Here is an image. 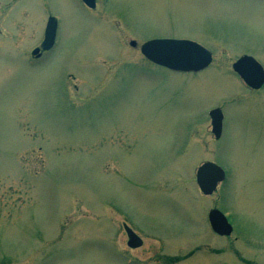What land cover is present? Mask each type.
Segmentation results:
<instances>
[{
  "label": "rangeland",
  "instance_id": "1",
  "mask_svg": "<svg viewBox=\"0 0 264 264\" xmlns=\"http://www.w3.org/2000/svg\"><path fill=\"white\" fill-rule=\"evenodd\" d=\"M50 17L56 47L27 63ZM166 36L211 67L173 74L129 46ZM244 55L264 67V0H0V264H264V87L234 74ZM206 162L227 175L210 197Z\"/></svg>",
  "mask_w": 264,
  "mask_h": 264
},
{
  "label": "water",
  "instance_id": "2",
  "mask_svg": "<svg viewBox=\"0 0 264 264\" xmlns=\"http://www.w3.org/2000/svg\"><path fill=\"white\" fill-rule=\"evenodd\" d=\"M95 1L83 0L90 8L95 7ZM56 31L57 21L51 18L46 29L44 49H50L53 46ZM131 46L135 47L136 44L131 42ZM141 52L152 63L176 72H200L212 62L211 53L207 49L190 41L154 40L144 44ZM233 69L250 88L258 90L264 85V69L253 57L240 58L233 65ZM211 117L214 122V133L219 137L222 122L220 110L212 111ZM224 179L223 169L213 163L203 165L197 172V183L202 193L207 196L212 195ZM209 220L214 232L220 236L231 235L232 227L221 212L213 210ZM124 229L129 239L128 246L132 249L141 247V239L126 225Z\"/></svg>",
  "mask_w": 264,
  "mask_h": 264
},
{
  "label": "flooded vegetation",
  "instance_id": "3",
  "mask_svg": "<svg viewBox=\"0 0 264 264\" xmlns=\"http://www.w3.org/2000/svg\"><path fill=\"white\" fill-rule=\"evenodd\" d=\"M79 1V3L85 8V9H87L88 11H90V12H92V11H95L96 10V8H97V6H98V3L101 1V0H96V2H95V8L92 10V9H90V8H88L86 5H85V3L82 1V0H78ZM104 1H106V0H104ZM156 39H172V40H191V39H188V38H185V39H183V38H176V37H171V36H166V37H154V38H152V39H149V41H151V40H156ZM45 38H43V40H42V42L39 44V46H37V47H35V48H33L32 49V51L30 52V54L32 55V57H31V59H29L28 61H27V63H29V62H31V60H32V62H34V61H39V60H41V58L42 57H45L47 54H49L50 52H52L53 50H54V48L56 47V43H57V38H56V41H55V44H54V46L49 50V51H46L45 49H44V46H45ZM132 42V41H131ZM131 42L129 43V46L131 47ZM146 42H148V41H146ZM146 42H144V43H146ZM143 43V44H144ZM135 44H137V42H135ZM139 46V44H137L135 47H131V48H133V49H136V48H139L138 47ZM209 49V48H208ZM35 51H37V54L35 55L34 54V52ZM139 51H141V49L139 48ZM141 53V52H140ZM211 67V66H210ZM209 67V68H210ZM208 68V69H209ZM207 69V70H208ZM206 71V70H205ZM201 73H203V72H201ZM201 73H197V74H194V73H190V74H177V75H184V76H194V75H199V74H201ZM235 74V73H234ZM236 75V74H235ZM246 90H248V91H250V92H255V90H251L250 88H247L246 87ZM259 91V90H258ZM211 111L212 110H209L208 112H207V116H208V118H209V121H210V125H211V132H212V134L214 135V138H215V140H220L221 138H222V135H223V133H224V129H225V116H224V113H223V118H222V122H221V132H220V135H219V137H217L216 135H215V133H214V122H213V119H212V117H211ZM178 151V150H177ZM207 163V162H206ZM206 163H204V164H206ZM204 164H202L200 167H202ZM199 167V168H200ZM198 168V169H199ZM197 169V170H198ZM196 177H197V171H196ZM196 177H195V179H196ZM210 227V226H209ZM211 228V227H210ZM136 232V231H135ZM234 229H233V232H232V234L230 235V236H228V237H221V238H231L233 235H234ZM217 236V235H216ZM219 237V236H218ZM235 241H237V239L235 238ZM243 264H246L247 263V260H244L243 259V262H242Z\"/></svg>",
  "mask_w": 264,
  "mask_h": 264
}]
</instances>
